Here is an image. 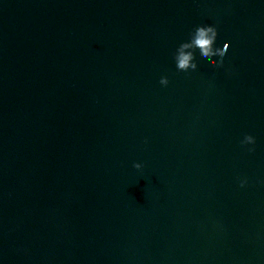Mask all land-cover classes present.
<instances>
[{"label":"water","instance_id":"95a60500","mask_svg":"<svg viewBox=\"0 0 264 264\" xmlns=\"http://www.w3.org/2000/svg\"><path fill=\"white\" fill-rule=\"evenodd\" d=\"M0 264H264V0H0Z\"/></svg>","mask_w":264,"mask_h":264},{"label":"clouds","instance_id":"9594fccd","mask_svg":"<svg viewBox=\"0 0 264 264\" xmlns=\"http://www.w3.org/2000/svg\"><path fill=\"white\" fill-rule=\"evenodd\" d=\"M218 37V30L213 25H200L197 26L189 36L186 42H182L174 54V60L176 68L180 72L195 71L198 68L195 62V51L199 50L202 58L208 60L213 68L220 69L223 67V58L229 48L228 43H224L222 48L215 47V43ZM213 57H219L220 59H213ZM159 83L162 86H167L169 80L166 76L160 78ZM255 137L251 134H246L241 141L242 146L255 145ZM249 152H254L255 148H248ZM133 167L141 169L143 167L140 163H134ZM246 181H241V187L245 185Z\"/></svg>","mask_w":264,"mask_h":264}]
</instances>
